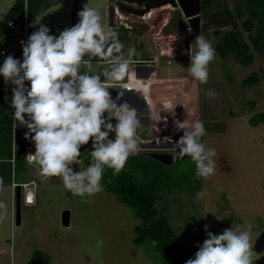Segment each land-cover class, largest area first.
Segmentation results:
<instances>
[{
	"label": "rangeland",
	"instance_id": "obj_1",
	"mask_svg": "<svg viewBox=\"0 0 264 264\" xmlns=\"http://www.w3.org/2000/svg\"><path fill=\"white\" fill-rule=\"evenodd\" d=\"M15 2L0 0V21ZM72 4L73 0H60L40 13L31 22L30 35L41 25L48 27L49 34L54 36L70 28ZM90 7L98 11L101 23L110 29L107 0H90ZM160 11L152 12L151 30L125 28L132 38L129 47L135 49L131 59L152 58L157 52L155 41L158 39L173 50L174 55L168 57L171 61L157 67L155 74L159 81L156 85L181 83L190 95V88L196 90L198 85V95L188 96V104L184 111L181 110V115L189 123L203 122L206 135L201 137V142L217 153L213 157L215 174L207 179L197 178L196 165L190 157L177 155L172 164L165 165L167 179L178 187L176 197L181 200L174 203L173 227L185 250L194 258L208 238V232L222 234L225 229L244 230L250 223L253 225L252 259L254 264H264V122L257 125L250 122L254 114L264 110V77L250 87L241 85L252 72L264 70V56L255 54L253 63L244 65L216 54L208 67V81L201 84L188 72L190 53L196 51L194 40L197 35L212 41V30L187 36L184 32L187 24L180 9L170 22L175 10L169 6L165 16ZM178 18L181 24L176 21ZM160 31L161 36H153ZM21 41L25 42L21 33L8 31L2 46L5 57H15L18 52L23 54ZM127 54L128 50L125 57ZM99 59L105 63H94L98 57L93 58L91 66L82 65L81 74L85 71L100 74L103 80V73L110 71L113 63L107 62L105 57ZM127 79L128 74L120 82ZM25 86L30 87V82L25 81ZM211 90L215 91V98L207 95ZM8 99L13 112L12 97ZM174 131H177L176 127ZM137 133L142 139H152L157 132L151 123L140 122ZM182 135L183 131H178L176 141ZM141 146L138 141L137 151L146 153ZM178 151L177 147L174 152ZM88 166L84 163L72 165L77 172ZM37 167L27 162L16 164L17 181L33 177L38 182L37 203L32 207L21 205L20 225L16 224L11 184H0V205H3L0 207V264H29L36 250L49 255L50 264H155L154 253L145 245L134 242L140 219L132 207L106 189L102 179V191L91 196H75L64 187L60 177H41ZM64 211L70 212L69 226L62 223Z\"/></svg>",
	"mask_w": 264,
	"mask_h": 264
},
{
	"label": "clouds",
	"instance_id": "obj_2",
	"mask_svg": "<svg viewBox=\"0 0 264 264\" xmlns=\"http://www.w3.org/2000/svg\"><path fill=\"white\" fill-rule=\"evenodd\" d=\"M78 17L77 24L58 36L50 35V29L41 25L26 43L21 41L22 62L6 56L0 66V76L5 83L15 85L12 88L11 106L15 110L12 118L28 129L24 138L30 139L35 146V152L28 153L26 161L38 166L41 177H60L66 189L82 197L103 190L101 179L105 166L113 169L114 175L119 174L129 156L136 153L140 120L136 110L126 102L118 103L123 93L113 99L104 82V79L121 81L125 78L135 49L129 47L127 57L116 56L111 70L103 73V80L100 74L86 71L81 74L82 65L91 66L93 58L121 53L124 45L105 28L98 11L88 4ZM194 43L196 51L190 53L188 72L194 80L206 84L208 67L216 51L203 35H197ZM25 81L30 82V87L25 86ZM207 95L215 98L216 93L211 90ZM163 104L166 109L175 108L170 101L165 100ZM174 123L178 131H183L176 141L177 155L191 158L196 165L197 178L207 179L214 175L213 157L217 153L201 142V137L206 135L203 122L175 120ZM112 133L114 139L109 138ZM90 139L93 162L87 168L74 171L72 165L81 163L80 148ZM252 227L248 223L244 230L225 229L222 234L208 232V238L194 258L185 264H254L250 243ZM152 244L155 246L156 242ZM12 256L14 260V251Z\"/></svg>",
	"mask_w": 264,
	"mask_h": 264
},
{
	"label": "trees",
	"instance_id": "obj_3",
	"mask_svg": "<svg viewBox=\"0 0 264 264\" xmlns=\"http://www.w3.org/2000/svg\"><path fill=\"white\" fill-rule=\"evenodd\" d=\"M60 0H29L30 22L42 12ZM24 0H16L15 4L5 13L0 21V66L3 65L2 46L4 37L10 31L8 21L15 15H23ZM201 30L209 33L212 30L214 38L211 43L217 56L233 58L244 65H250L255 54L264 56V0H201ZM179 24V18L176 20ZM182 21V20H181ZM111 31L116 39L124 45L121 53L113 52L106 60H114L118 55L126 56L132 38L125 27L113 28ZM111 41L109 42V44ZM141 48L143 47L140 44ZM22 53L14 58L20 60ZM104 58V57H101ZM264 77V70L254 71L245 77L241 85L250 87ZM4 77L0 76V144L3 158H11L13 153L12 112L9 99L4 91ZM107 114V113H105ZM106 116V115H105ZM250 122L253 125L264 122V110L254 114ZM115 125V119L112 120ZM25 133L16 137V164L26 162L25 150L31 140L24 138ZM115 134L109 138L114 139ZM81 154L83 162L92 163V145ZM86 150V149H85ZM165 164L150 158L146 153L136 151L127 159L124 168L114 175V170L105 166L102 183L106 189L117 194L119 200L133 208L140 223L136 226V245H145L154 253L155 264H185L192 258L185 250L177 231L172 224V210L175 202H180L176 195L178 187L169 183ZM156 244L153 246L152 242ZM29 264H50V257L42 250H36Z\"/></svg>",
	"mask_w": 264,
	"mask_h": 264
},
{
	"label": "built area",
	"instance_id": "obj_4",
	"mask_svg": "<svg viewBox=\"0 0 264 264\" xmlns=\"http://www.w3.org/2000/svg\"><path fill=\"white\" fill-rule=\"evenodd\" d=\"M169 6L173 8L172 4H166L164 6L158 7V8H152L151 10L145 12L143 15H136L133 19L129 18L125 14L121 12H117L115 21V25H111V27H119L123 26L125 28L132 29L134 22H139L144 25H146V30H151L152 24L149 22V19L151 18L152 12L156 9L161 10L160 12L165 16V12H167V8ZM177 8L181 10V16L183 17L184 21L187 24V27L185 29V34L187 36H191L196 34L194 31V28L191 24V17L186 16L179 4L177 3ZM170 12V11H169ZM5 15V14H4ZM3 15V16H4ZM171 17L169 18L170 22ZM8 27L11 31H17L21 33L25 39V43L27 42L29 36H30V30H31V22H30V16H29V0H24V12L23 15L17 14L13 18H11L8 21ZM191 29V31H189ZM145 30V31H146ZM162 31L155 33L153 36H161ZM165 36V35H164ZM156 44H158L160 47L156 48V53L153 55L152 58H146V59H136L132 60L129 65V72H128V79L126 81L120 82V81H108L105 82V86L107 88L109 87H121L123 89H126L127 91H131L133 93H136L139 95L147 104L148 110H149V118L152 128L157 132L155 134V137L152 139H142L138 133L137 136L139 138V141L142 143L141 150L143 151H167V152H174L177 147L175 146V141L177 139V132L174 131L175 127V120H180L181 122L184 121L182 117L181 110L184 111L186 109V91L182 87L183 84L181 83H169L165 84L163 86L156 85V83L159 81L156 78V70L159 64L163 62L169 63L171 60L168 59L169 56L174 55L172 52V49H168L165 47L161 39H158L155 41V47ZM23 54L20 58L22 62ZM164 60H163V59ZM168 59V61H166ZM138 67H153L152 73L145 77V76H139L137 72ZM164 82L165 80H161ZM4 85V91L6 94H9V86L11 83H5V80L3 82ZM167 100L175 104L174 109H166L164 107L163 102ZM15 110L12 112V116ZM174 111V114L172 113ZM159 117V119H156V117ZM15 124V127H14ZM28 129L25 126H21L18 121H14L12 118V132H13V153L11 158L4 159L6 160L10 167H11V187H12V193H13V205L16 215V208H17V191L18 188H20L21 191V203L20 205L24 206H35L38 200V182L36 179H29L23 182H19L16 179L17 171H16V160H17V150H16V137L18 133H25ZM91 140V139H90ZM161 140H168L171 143L174 144V148L164 149H146L144 147V144L152 142V141H161ZM92 141V140H91ZM138 150V148H137ZM136 150V151H137ZM34 153L35 152V146L34 143L31 142V144L28 146V148L25 150L24 158L28 153ZM146 152V153H147ZM26 160V159H25ZM81 163L83 162L82 157H80ZM27 162V161H26ZM28 163V162H27ZM33 184H35V188L33 187ZM73 194V193H72ZM76 196V195H75ZM30 201H34V203H31ZM13 222H15V218L13 219Z\"/></svg>",
	"mask_w": 264,
	"mask_h": 264
},
{
	"label": "water",
	"instance_id": "obj_5",
	"mask_svg": "<svg viewBox=\"0 0 264 264\" xmlns=\"http://www.w3.org/2000/svg\"><path fill=\"white\" fill-rule=\"evenodd\" d=\"M179 4L183 12L186 16L191 17V24L194 28L196 34L201 32V0H152L148 2L144 9L140 11H134L137 15H143L145 12L151 10L152 8H158L164 6L166 4L176 5ZM88 4L90 7V0H73L72 4V12H71V27L74 26L79 22L78 13L83 10V7ZM111 16L114 15V9L110 10ZM133 26L136 27L138 30H146V25L134 22ZM70 27V28H71ZM153 67H138L137 72L139 76H149L152 71ZM108 91L111 93L113 99L117 97L119 93H123V96L120 98L118 103L126 102L131 108L135 109L137 112V119L140 122H149V110L148 106L145 101L136 93L131 91H127L121 87H109ZM92 145V141L90 140L87 145H82L80 151H84L85 149L89 148ZM146 149H173L174 144L168 140H161V141H152L149 143L144 144ZM23 148L21 147L18 153V156L21 155ZM147 156L152 159H155L165 165H170L174 162L177 157L176 152H167V151H148ZM11 182V167L9 163L4 160L3 152L0 144V184H10ZM21 191L18 188L17 191V208H16V224H21ZM62 223L64 226L70 225V212L64 211L63 212V219Z\"/></svg>",
	"mask_w": 264,
	"mask_h": 264
},
{
	"label": "flooded vegetation",
	"instance_id": "obj_6",
	"mask_svg": "<svg viewBox=\"0 0 264 264\" xmlns=\"http://www.w3.org/2000/svg\"><path fill=\"white\" fill-rule=\"evenodd\" d=\"M152 0H107V3H108V25H109V28L110 30L113 29V28H116V27H111V25H115L116 24V21H115V18H116V15H117V12H121L123 14H125L126 16H136L137 14H135L134 11H140L142 9L145 8L146 4L148 2H150ZM173 8L175 11L172 12V16H171V19L174 18V15L176 14V10L178 9L177 8V4L176 5H173ZM111 9H114V15L111 16L110 14V10ZM170 19V21H171ZM121 26L117 27V28H120ZM133 28H136V27H133ZM132 61V59H131ZM109 63H113V60H110Z\"/></svg>",
	"mask_w": 264,
	"mask_h": 264
},
{
	"label": "crops",
	"instance_id": "obj_7",
	"mask_svg": "<svg viewBox=\"0 0 264 264\" xmlns=\"http://www.w3.org/2000/svg\"><path fill=\"white\" fill-rule=\"evenodd\" d=\"M2 55H3V57L5 58V55H4V53L2 52ZM99 58H101V57H98V60H96L94 63H105L103 60H101V59H99ZM85 59H87V58H85ZM110 60H108L107 62H109ZM106 62V63H107ZM104 82H108V81H104ZM197 85V84H196ZM184 86L185 85H183V88H184ZM12 88H13V85L11 84L10 86H9V94H6V96L8 97V98H10V97H12V95H13V92H12ZM190 91H191V95L189 94V93H187L186 92V96H187V98H186V105L188 104L187 102H188V96L190 95V96H192L193 94H194V96L196 97L197 95H198V85H197V88H196V90H193L192 88H190ZM31 179H35V178H31ZM27 180H29V179H27ZM26 181V180H25Z\"/></svg>",
	"mask_w": 264,
	"mask_h": 264
},
{
	"label": "bare ground",
	"instance_id": "obj_8",
	"mask_svg": "<svg viewBox=\"0 0 264 264\" xmlns=\"http://www.w3.org/2000/svg\"><path fill=\"white\" fill-rule=\"evenodd\" d=\"M175 127H176V126H175ZM175 127H174V128H175Z\"/></svg>",
	"mask_w": 264,
	"mask_h": 264
}]
</instances>
